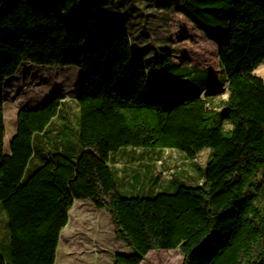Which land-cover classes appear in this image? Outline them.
Listing matches in <instances>:
<instances>
[{
    "label": "trees",
    "instance_id": "16d2710c",
    "mask_svg": "<svg viewBox=\"0 0 264 264\" xmlns=\"http://www.w3.org/2000/svg\"><path fill=\"white\" fill-rule=\"evenodd\" d=\"M153 1L216 47L227 99L214 101L217 75L171 53L149 72L97 0H0V204L10 246L8 259L0 248V264H55L76 199L105 209L131 249L113 264H141L157 249L180 250L182 264H264V79L255 73L264 62V0ZM24 62L81 70L79 153L52 152L28 175L34 134L64 97L20 109L6 151L5 83ZM128 147L212 155L202 184L125 195L110 159Z\"/></svg>",
    "mask_w": 264,
    "mask_h": 264
},
{
    "label": "rangeland",
    "instance_id": "374dc122",
    "mask_svg": "<svg viewBox=\"0 0 264 264\" xmlns=\"http://www.w3.org/2000/svg\"><path fill=\"white\" fill-rule=\"evenodd\" d=\"M97 2L107 16L130 34L134 52L142 56L149 72L156 68L160 57L171 53L173 61L176 63L185 60L192 66L200 67L217 75L219 93L214 101L218 102L228 98V81L221 70L216 47L210 44L184 16L175 11L158 9L153 0H97ZM32 64L34 66H22L15 77L7 80L5 88L6 138L4 141L6 151L9 149L10 138L15 131L17 111L21 107L43 103L54 95L67 97V101L62 103V115L68 119L66 138L68 142L72 143L76 140L78 143L80 115L76 96L80 88L79 77L71 76L70 73L62 70L65 66ZM47 68H55L56 71L49 74L46 72ZM255 73L264 79V62L255 70ZM224 125L226 129L231 127L227 122ZM128 148L116 156L130 162H145L150 155L157 157L155 160L158 168L155 174L163 182L167 178H172L178 169H181V173L185 174V176L181 175V181H178L176 186L153 190L151 186V189L147 188V190L150 189L149 193L145 192L146 190L138 191L142 195L144 193L156 195L162 191L173 192L182 184L191 186L202 184L206 164L212 155L211 148H205L196 157H189V159L184 152L175 148ZM144 149L147 151L142 153L143 157H138L141 150ZM157 161L159 162L157 163ZM191 162L196 168L193 176L186 174ZM260 178H264V174H261ZM105 212L107 211L105 210ZM111 230L112 227L107 225L105 248L108 251L101 255L100 264H113L114 251L119 253L131 251V249H127L128 245L121 239H117L118 245L111 244L110 246L108 234L110 232L111 235ZM183 258L182 252L178 249H157L150 251L141 264H182Z\"/></svg>",
    "mask_w": 264,
    "mask_h": 264
},
{
    "label": "crops",
    "instance_id": "0c3cea01",
    "mask_svg": "<svg viewBox=\"0 0 264 264\" xmlns=\"http://www.w3.org/2000/svg\"><path fill=\"white\" fill-rule=\"evenodd\" d=\"M24 65L34 66L29 62H24L20 68ZM18 71L11 77H15ZM43 69H45L43 67ZM62 70L70 73L71 76H81V70L77 66L68 65ZM55 68H47V73H54ZM7 78V80L9 79ZM5 83V88L7 85ZM80 93V88L76 99ZM53 97V96H51ZM50 97V98H51ZM49 98V99H50ZM48 99V100H49ZM47 100V101H48ZM47 101L32 105L25 106L22 108H36L44 105ZM67 101V97H64L63 102ZM19 109V110H20ZM63 105L59 112L53 119L47 124L43 131L36 132L33 137V155L29 160L27 166V175L34 171L39 165L43 164L47 159L48 155L52 152L62 151L66 154L76 156L79 153V143L75 140L74 142H68L67 136V124L68 119L62 115ZM5 110H6V99H5ZM18 110V111H19ZM17 111V114H18ZM61 120H58V119ZM15 131H17V121L15 125ZM13 136L10 138L12 140ZM6 138V133H5ZM5 141V139H4ZM5 143V142H4ZM130 149V148H128ZM127 148L121 149L119 152L111 155L110 165L112 167L114 177L117 182V186L121 193L125 195L137 194L138 191L147 192L151 186L155 188H163L176 186L178 181H181V169H178L174 176L170 179L164 180V182L155 174L158 165L156 164L157 157L150 155L147 161H135L130 162L129 160H123L118 158L119 153L128 150ZM6 150V149H5ZM9 151V149L7 150ZM142 152L138 157H143V152L147 150H141ZM150 151V150H149ZM186 155V154H185ZM188 159L189 157L186 156ZM132 159V158H131ZM159 161H157L158 163ZM195 165L190 164L187 168L186 174L189 176L194 175ZM147 188H150L147 190ZM148 191L147 193H149ZM146 194V193H144ZM112 227V232L108 234V239L111 244L118 245L119 242L115 234L112 224L111 217L108 212H105L103 208H95L92 201L88 199H76L73 206L69 210V220L67 225L61 230L60 238L56 251L55 264H100V257L103 253L108 251L105 246L107 245V232L106 226ZM113 233V234H112ZM128 247V246H127ZM0 248L5 258L10 257V246H9V230H8V218L0 204ZM127 249H130L129 247ZM119 253L114 251L113 255ZM94 255V256H93ZM114 263V260H113Z\"/></svg>",
    "mask_w": 264,
    "mask_h": 264
}]
</instances>
